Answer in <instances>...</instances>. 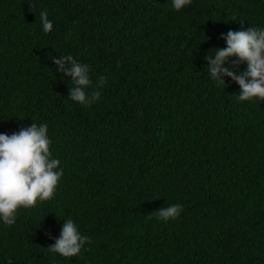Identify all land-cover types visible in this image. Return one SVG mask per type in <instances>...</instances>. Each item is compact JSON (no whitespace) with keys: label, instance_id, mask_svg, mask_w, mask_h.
Returning a JSON list of instances; mask_svg holds the SVG:
<instances>
[{"label":"trees","instance_id":"1","mask_svg":"<svg viewBox=\"0 0 264 264\" xmlns=\"http://www.w3.org/2000/svg\"><path fill=\"white\" fill-rule=\"evenodd\" d=\"M260 26L264 0H0V133L47 123L64 169L53 199L0 223V264H264V102L205 59ZM66 54L90 66V108L56 71ZM67 219L91 241L71 258L47 249Z\"/></svg>","mask_w":264,"mask_h":264},{"label":"clouds","instance_id":"2","mask_svg":"<svg viewBox=\"0 0 264 264\" xmlns=\"http://www.w3.org/2000/svg\"><path fill=\"white\" fill-rule=\"evenodd\" d=\"M191 3L192 0H171V7L179 12ZM53 24L48 11H41L40 25L44 34L53 31ZM221 39L225 41L226 47L214 49L205 57L209 65V79L225 85L224 77H229L239 85V101L258 98L264 102V26L229 30L226 35H221ZM232 57L236 58L237 64H246V68L239 74L235 68L225 66ZM53 63L57 65V72L63 73L72 81L70 100L90 108L101 98L100 91L94 90L91 94L87 91L92 85L88 64L78 61L70 54L53 59ZM106 82L105 77L100 78L101 86ZM48 131L47 123H32L30 127L11 135L0 133V223L3 225L11 226L16 223L19 208L34 207L38 201L54 198L64 169L59 167L60 160L52 157ZM182 211L181 204H170L154 212V216L167 223L177 219ZM89 243L90 238L81 234L72 219H67L64 220L61 234L54 246L47 249L50 253L71 258L81 254L84 246Z\"/></svg>","mask_w":264,"mask_h":264}]
</instances>
